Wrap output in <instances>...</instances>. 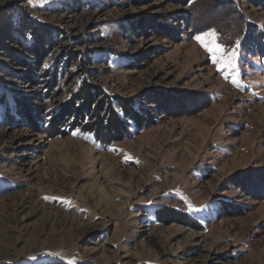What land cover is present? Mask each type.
I'll return each mask as SVG.
<instances>
[{
	"label": "rangeland",
	"instance_id": "rangeland-1",
	"mask_svg": "<svg viewBox=\"0 0 264 264\" xmlns=\"http://www.w3.org/2000/svg\"><path fill=\"white\" fill-rule=\"evenodd\" d=\"M79 79L142 124L54 129ZM0 264H264V0H0Z\"/></svg>",
	"mask_w": 264,
	"mask_h": 264
},
{
	"label": "trees",
	"instance_id": "trees-1",
	"mask_svg": "<svg viewBox=\"0 0 264 264\" xmlns=\"http://www.w3.org/2000/svg\"><path fill=\"white\" fill-rule=\"evenodd\" d=\"M49 35L50 32L47 36ZM53 43L54 42L50 41L47 47L42 46L41 44L33 45L32 52L35 56L34 62L37 61L35 66L38 64L40 65L43 59L46 58L48 54L52 53ZM56 55L57 62H60V59L64 57V53ZM72 55L74 56L75 54ZM84 60L85 57H81L79 60L77 71V74L78 72L80 73L79 75L82 73L88 74L89 72V70L86 69ZM45 76H51V88H55L58 78V65L53 71L45 72ZM117 104L122 110L124 116L133 121L136 127L142 124L137 120L138 118L130 114L131 109H127L125 102L104 95L101 88L97 85L91 84L87 79H79L77 90L65 99L63 106L56 114L57 121L52 119L51 122L54 124L53 128L55 129V124L58 122V118L65 119L66 117L67 121H65L64 124L68 122L70 131L79 128L82 132L91 134L98 143L110 144L121 140L126 134L125 128L127 123H123V120L114 109V106ZM27 118H30V115L27 116ZM52 131L54 130L52 129ZM167 213L169 214L167 216H170L171 214L172 216L180 217V214L175 213L173 210L162 207L157 211V218L161 219V216Z\"/></svg>",
	"mask_w": 264,
	"mask_h": 264
},
{
	"label": "snow or ice",
	"instance_id": "snow-or-ice-1",
	"mask_svg": "<svg viewBox=\"0 0 264 264\" xmlns=\"http://www.w3.org/2000/svg\"><path fill=\"white\" fill-rule=\"evenodd\" d=\"M195 39L204 47L205 51L209 53L214 63L218 65L223 60V56L225 54V50L216 42V34L214 30H210L209 32L203 33L195 37ZM239 50V42H237V46L233 49L232 53L227 54V59L223 60V63L227 67L234 68V59ZM220 57V59H218Z\"/></svg>",
	"mask_w": 264,
	"mask_h": 264
},
{
	"label": "bare ground",
	"instance_id": "bare-ground-1",
	"mask_svg": "<svg viewBox=\"0 0 264 264\" xmlns=\"http://www.w3.org/2000/svg\"><path fill=\"white\" fill-rule=\"evenodd\" d=\"M192 53L196 54L195 50H192L191 52H189L188 56H192Z\"/></svg>",
	"mask_w": 264,
	"mask_h": 264
}]
</instances>
